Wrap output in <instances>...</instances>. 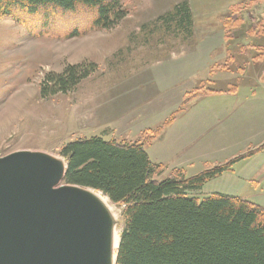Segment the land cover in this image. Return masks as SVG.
Returning <instances> with one entry per match:
<instances>
[{"label":"rangeland","instance_id":"obj_1","mask_svg":"<svg viewBox=\"0 0 264 264\" xmlns=\"http://www.w3.org/2000/svg\"><path fill=\"white\" fill-rule=\"evenodd\" d=\"M117 1L124 13L114 24L76 35L62 33L59 27L34 35L24 23L0 17V156L39 152L61 158L65 164L59 150L67 141L83 135L134 141L141 138L138 130L162 125L194 86L201 83L205 88L223 89L231 83L240 85L236 73L217 65L244 64L245 51L238 55L236 49L240 42L250 40L236 36L250 30L255 17L264 25V0ZM182 2L190 10L188 26L180 23L179 17L166 15ZM78 12L87 15L86 11ZM236 20L239 23L230 24ZM76 63H94L95 69L65 93L40 95L47 73H59ZM245 91L241 88L239 97ZM217 98L202 95L188 100L173 122L164 126V137L161 134L162 138L150 144L163 148L175 132L192 127H196L192 138L199 139L195 145L208 142L231 115L226 114L231 99ZM201 113L209 117L203 121L207 130L200 129V124L190 126ZM119 122H128L125 134ZM150 144H145V149ZM228 148L219 150L221 163L251 147L239 144ZM199 166V162L194 163L188 171L194 173ZM208 167L210 164L204 162L201 169ZM231 167L235 174L224 173L209 179L200 190L187 192L199 198L232 194L264 205V151ZM62 185L71 184L63 180L56 184ZM110 203L116 214L114 229L120 233L121 206Z\"/></svg>","mask_w":264,"mask_h":264},{"label":"trees","instance_id":"obj_2","mask_svg":"<svg viewBox=\"0 0 264 264\" xmlns=\"http://www.w3.org/2000/svg\"><path fill=\"white\" fill-rule=\"evenodd\" d=\"M79 10L87 15H80ZM123 13L117 0H0V17L24 23L34 35L57 27L70 35L95 26L107 28ZM166 15L191 24L184 2ZM260 24L256 20L251 30L263 33ZM94 69V63H76L59 73L49 72L41 81L40 95L65 93ZM214 91L203 86L187 91L162 125L141 133L142 140L92 135L61 146L64 183L97 190L121 206L122 228L114 264H264V205L235 195L213 193L199 198L187 192L231 170L233 163L261 150L264 143L192 176L175 168L160 177L163 165L153 162L144 148V142L169 124L188 100Z\"/></svg>","mask_w":264,"mask_h":264},{"label":"water","instance_id":"obj_3","mask_svg":"<svg viewBox=\"0 0 264 264\" xmlns=\"http://www.w3.org/2000/svg\"><path fill=\"white\" fill-rule=\"evenodd\" d=\"M64 172L43 153L0 156V264H102L99 218L56 186Z\"/></svg>","mask_w":264,"mask_h":264},{"label":"crops","instance_id":"obj_4","mask_svg":"<svg viewBox=\"0 0 264 264\" xmlns=\"http://www.w3.org/2000/svg\"><path fill=\"white\" fill-rule=\"evenodd\" d=\"M256 19H258V17L252 19L250 25L253 24L256 21ZM242 37H247L248 40H250L245 43L240 42V45H238L236 49V54L238 55L244 54V57L246 56L245 59L243 60L244 64L242 66H239V64H237L236 67L234 65L231 66V64L229 65L227 63H222L223 65L222 64L217 65V63H215V65H217V67H219L221 70L232 71L236 73L235 74L237 76L236 79L238 78L239 80L238 82L240 83V85H238L237 83L235 84L231 83L227 87H224L223 89L212 88L216 91L210 92L208 94H203L208 96L215 95V97H218L217 98L218 100L231 99L232 101L231 106L230 104L228 106L226 105V107L228 108L227 110L228 112L225 111L226 114H231L230 117L228 118L229 120L228 119L224 120L223 122L224 124L222 123L223 125L221 129L217 132V134L213 138L209 139L208 142L206 141L195 145L197 136L192 138V133L193 131H195L196 127H192L188 129H183L179 132L178 131L175 132V134L172 135L173 140L171 141V143L170 142L167 143V145L164 146L163 148H154L150 143H152L156 139L162 138L163 136L162 131L164 129L163 127L161 131L157 133V135L154 138L144 142V145L150 144L149 146L151 149L150 148H149L150 150L145 149L146 152L148 153L149 158L153 162L160 163L163 165V170L160 174V177H166L175 168L182 169L186 176H192L204 169H207V168L201 169L204 165V162H208L210 164V167L208 168L221 164L222 161H220L221 159L218 157L220 153L219 150H223V149L225 150L227 147H229L228 149H231L239 144H244L245 146H249L251 148H249L248 150H251L264 143V32L257 33L256 31L250 29L246 33H240L238 36H236V38L238 39ZM231 38H234L233 34ZM254 51L256 52L254 53ZM242 52L244 53L241 54ZM230 55H231L230 57L231 60H233V62L235 63V60L237 59L235 58L234 54L232 53ZM241 58H243V56H241ZM217 77L219 80L221 76H217ZM221 79H224V77H221ZM196 86L204 87V85L201 83ZM241 88L246 89V91L244 96L239 97L238 93L239 90H241ZM197 96H202V95H197ZM195 118L197 121H193L191 125L189 124L190 126L195 124H200V129L203 128L204 130L209 129L208 127H204V122H203L209 118L208 115L201 113L198 114V117ZM218 118L219 116L215 117V119ZM173 120L169 124H171ZM126 123L119 122V124L121 125V130L124 132L123 134L127 132ZM146 129L147 128L138 130V132H140L139 133L140 137H141V133ZM161 134L162 136H160ZM189 136H191V139L189 138ZM199 136L201 137V133ZM83 137H85V135H83ZM110 138H115V137H110ZM142 139L143 137L138 138L136 140H142ZM119 140H125V139H119ZM134 141H127V142H134ZM161 146H163V144H161ZM262 150L264 151V148H262L259 151ZM259 151L257 152L259 153ZM257 152L254 154H257ZM197 162L200 163V166L197 169L198 171L194 173H190L188 171V168H190L194 163ZM256 172H258V170ZM164 173L167 174L164 176ZM224 173L235 174V171L232 167L231 170L224 171L220 175H223ZM247 178L249 177H246V179ZM204 184L202 185V187L204 186ZM193 196H195V194Z\"/></svg>","mask_w":264,"mask_h":264},{"label":"bare ground","instance_id":"obj_5","mask_svg":"<svg viewBox=\"0 0 264 264\" xmlns=\"http://www.w3.org/2000/svg\"><path fill=\"white\" fill-rule=\"evenodd\" d=\"M48 157L53 160L61 172L64 167L62 159L53 156ZM69 187L85 198L90 206H92L95 215L99 218L101 263L114 264L115 252L120 236L119 232L114 229L117 221L110 200L104 194L92 188H83L80 186Z\"/></svg>","mask_w":264,"mask_h":264}]
</instances>
